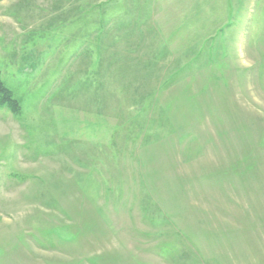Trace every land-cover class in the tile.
<instances>
[{
  "label": "rangeland",
  "instance_id": "rangeland-1",
  "mask_svg": "<svg viewBox=\"0 0 264 264\" xmlns=\"http://www.w3.org/2000/svg\"><path fill=\"white\" fill-rule=\"evenodd\" d=\"M0 81V264H264V0H0Z\"/></svg>",
  "mask_w": 264,
  "mask_h": 264
},
{
  "label": "trees",
  "instance_id": "trees-1",
  "mask_svg": "<svg viewBox=\"0 0 264 264\" xmlns=\"http://www.w3.org/2000/svg\"><path fill=\"white\" fill-rule=\"evenodd\" d=\"M0 94L3 95V99H2L3 102L5 104H7L11 109H13L14 111H16L17 110L16 102L10 96H8L9 95V91L6 90L3 87V84L1 83V81H0Z\"/></svg>",
  "mask_w": 264,
  "mask_h": 264
}]
</instances>
